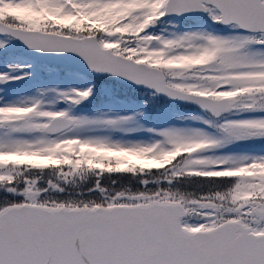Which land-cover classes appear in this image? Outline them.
Wrapping results in <instances>:
<instances>
[{
    "label": "snow or ice",
    "instance_id": "snow-or-ice-1",
    "mask_svg": "<svg viewBox=\"0 0 264 264\" xmlns=\"http://www.w3.org/2000/svg\"><path fill=\"white\" fill-rule=\"evenodd\" d=\"M0 264H264V0H0Z\"/></svg>",
    "mask_w": 264,
    "mask_h": 264
}]
</instances>
